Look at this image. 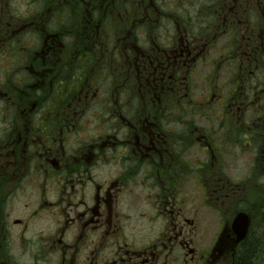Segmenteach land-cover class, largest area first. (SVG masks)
I'll list each match as a JSON object with an SVG mask.
<instances>
[{
	"label": "flooded vegetation",
	"instance_id": "af4514ba",
	"mask_svg": "<svg viewBox=\"0 0 264 264\" xmlns=\"http://www.w3.org/2000/svg\"><path fill=\"white\" fill-rule=\"evenodd\" d=\"M248 247L264 264V0H0V264Z\"/></svg>",
	"mask_w": 264,
	"mask_h": 264
},
{
	"label": "water",
	"instance_id": "95a60500",
	"mask_svg": "<svg viewBox=\"0 0 264 264\" xmlns=\"http://www.w3.org/2000/svg\"><path fill=\"white\" fill-rule=\"evenodd\" d=\"M242 217V216H241ZM241 217L237 218L235 221V229L237 231L242 230L240 234H242L239 238L242 239L245 237L247 228H248V221L246 219H241Z\"/></svg>",
	"mask_w": 264,
	"mask_h": 264
},
{
	"label": "trees",
	"instance_id": "16d2710c",
	"mask_svg": "<svg viewBox=\"0 0 264 264\" xmlns=\"http://www.w3.org/2000/svg\"><path fill=\"white\" fill-rule=\"evenodd\" d=\"M252 255H253L252 249L248 247L247 251L242 255L241 264H248L251 261Z\"/></svg>",
	"mask_w": 264,
	"mask_h": 264
}]
</instances>
